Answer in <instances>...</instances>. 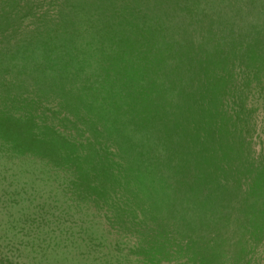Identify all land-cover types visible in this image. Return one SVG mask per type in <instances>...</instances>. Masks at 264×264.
I'll return each mask as SVG.
<instances>
[{
    "label": "trees",
    "instance_id": "1",
    "mask_svg": "<svg viewBox=\"0 0 264 264\" xmlns=\"http://www.w3.org/2000/svg\"><path fill=\"white\" fill-rule=\"evenodd\" d=\"M58 2L1 11L0 100L24 107L2 131L69 144L75 181L155 245L245 261L264 233V152L245 107L264 73V0Z\"/></svg>",
    "mask_w": 264,
    "mask_h": 264
},
{
    "label": "rangeland",
    "instance_id": "2",
    "mask_svg": "<svg viewBox=\"0 0 264 264\" xmlns=\"http://www.w3.org/2000/svg\"><path fill=\"white\" fill-rule=\"evenodd\" d=\"M26 1L33 7L45 2L51 11L62 4ZM7 2L0 0V17ZM5 42L0 37L2 54L7 53ZM2 83L4 80L0 86ZM251 89L245 107L252 122L248 141L256 156L264 152V73ZM20 108L24 107L17 102L0 100V264H201L195 260L194 251L185 246L155 245L153 235L134 225L136 216L116 213V209L91 197L70 170L69 144L64 146L66 151H57L56 140L48 131L39 140L2 131L3 123L13 124L9 109ZM46 108L61 113V109ZM54 113L46 114L47 119H57ZM24 124L16 126L23 128ZM62 126L69 128L66 122ZM45 134L49 136L46 142ZM84 155L79 152V157ZM89 164L87 160L77 163L87 174L86 182ZM112 198L115 203L116 197ZM244 250L248 255L245 261L211 264H264V233L259 245Z\"/></svg>",
    "mask_w": 264,
    "mask_h": 264
}]
</instances>
